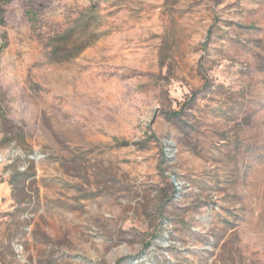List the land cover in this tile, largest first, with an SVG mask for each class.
I'll return each instance as SVG.
<instances>
[{"label":"rangeland","instance_id":"rangeland-1","mask_svg":"<svg viewBox=\"0 0 264 264\" xmlns=\"http://www.w3.org/2000/svg\"><path fill=\"white\" fill-rule=\"evenodd\" d=\"M0 264H264V0H0Z\"/></svg>","mask_w":264,"mask_h":264}]
</instances>
